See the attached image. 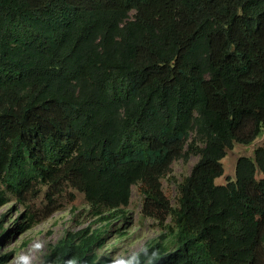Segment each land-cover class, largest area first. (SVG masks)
<instances>
[{"label": "trees", "instance_id": "obj_1", "mask_svg": "<svg viewBox=\"0 0 264 264\" xmlns=\"http://www.w3.org/2000/svg\"><path fill=\"white\" fill-rule=\"evenodd\" d=\"M263 129L264 0H0V207L69 187L106 220L138 185L170 238L129 264H264V144L214 182ZM192 154L172 205L161 179ZM100 236L67 233L41 264H110Z\"/></svg>", "mask_w": 264, "mask_h": 264}, {"label": "rangeland", "instance_id": "obj_2", "mask_svg": "<svg viewBox=\"0 0 264 264\" xmlns=\"http://www.w3.org/2000/svg\"><path fill=\"white\" fill-rule=\"evenodd\" d=\"M263 144L264 129L250 144H234L221 159L223 174L214 179L215 184L233 180L237 158L253 156L254 149ZM197 160L198 155L194 154L187 159H175L170 171L161 179L162 191L172 205H175L178 196L177 184L190 173ZM47 187L42 186L38 196L29 198L27 204L9 195L8 202L0 207V256L9 255L4 264H41L54 243L67 233L76 235L81 229L88 235L93 231L101 233L99 243L93 249L99 258H109L110 264H129L140 252H156L160 248L157 243L164 245L169 241L167 234L163 241L159 236L168 233L164 224L170 218L160 224L156 219L142 215L138 185L131 188L124 214L106 220L92 213L83 194L77 190L66 187L51 196L52 191ZM25 212L34 213L35 222L30 228L20 230L16 221ZM120 231H126L125 238L121 240L117 238Z\"/></svg>", "mask_w": 264, "mask_h": 264}, {"label": "clouds", "instance_id": "obj_3", "mask_svg": "<svg viewBox=\"0 0 264 264\" xmlns=\"http://www.w3.org/2000/svg\"><path fill=\"white\" fill-rule=\"evenodd\" d=\"M118 238V237H117ZM110 263V262H109Z\"/></svg>", "mask_w": 264, "mask_h": 264}]
</instances>
